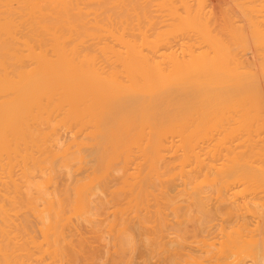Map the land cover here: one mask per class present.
<instances>
[{"label":"bare ground","instance_id":"6f19581e","mask_svg":"<svg viewBox=\"0 0 264 264\" xmlns=\"http://www.w3.org/2000/svg\"><path fill=\"white\" fill-rule=\"evenodd\" d=\"M166 139L179 156L182 178L173 177L193 242H204L198 235L215 215L242 208L259 218L247 248L264 264V0H0V264H33L44 253L77 264L74 246L59 244L73 217L99 215L112 172L104 164L124 156L122 171L134 147L142 161L163 162ZM108 148L119 154L109 153L113 161ZM75 166L84 180L57 192L59 173ZM245 222L220 224L221 240L239 242ZM218 254L215 264H241L235 251Z\"/></svg>","mask_w":264,"mask_h":264},{"label":"rangeland","instance_id":"374dc122","mask_svg":"<svg viewBox=\"0 0 264 264\" xmlns=\"http://www.w3.org/2000/svg\"><path fill=\"white\" fill-rule=\"evenodd\" d=\"M60 132H63V134L65 133L63 131V129L60 130ZM61 134L62 133H60V136H61ZM65 135H67V134H65ZM171 135L172 134L168 135V139L171 138ZM173 135H174V133H173ZM63 136H62V139L64 138ZM169 136H170V138H169ZM65 137H69V135H67ZM173 137L177 140L176 133H175V136H172V138ZM64 140H66V139L64 138L63 140H61L62 143H63ZM170 140L175 141L174 139H170ZM165 141H166L165 145L167 147H165V149L163 151L164 153L163 152L162 153H163V157L166 158L167 161L163 159V162L166 161L169 165L164 162V164H165V166H164L161 159H160V162H157V164H154V162H152L151 160H149L148 162H145L146 159H143L144 161H142V157H141V156H143L142 151H139L137 149L138 153L139 152L142 153L141 156L137 157V155H135V154L133 155V153H135V152H136V154H138L137 150H135V147H134V148H132L134 150V152H132L133 151L132 149H130L128 151V153H129L128 155H129V158H131L130 159L131 161L129 160L130 162H128V160L126 159L127 162H128V163L126 162L128 167H125L127 175H126V172H125V168H123L124 172H125L124 173L123 169L121 171V167L122 166H120L121 164L124 165L123 164L124 162L122 163V161L126 157L124 159H122V160H121V158H123L124 157L123 155H125V154L123 153L122 154L123 157H119L118 156L119 154L118 155H117V153L114 154L113 153L114 151L112 152V150L110 148H108L109 150H108L107 153H108L109 156L106 153V155L108 156V159H110L112 157L109 154L111 152L112 154L118 156V160L113 161L114 159L113 160H111L112 158L110 159L111 161H113L112 164L111 163L109 164L110 166L108 168H110V169H106L107 168L106 164H104L105 165L103 167L104 168L103 169L104 173H105V170L108 171L109 173H110V171H112V172L110 173L111 176H109V178L106 179V176H105V178H104L105 180H103V183L101 184L102 186H104V189L102 190V192L104 194L99 192L101 195H103V196H100V194L98 195L100 198H102V202L99 203V206H98L99 209L97 208L96 212H95L96 214H99V215L98 216L93 215V217H95V221H93L94 219L91 218V220L93 219L92 220L93 223H90V222H87V221L84 222L83 219H82L83 221L80 220L78 222L77 219L75 217H73L71 221L73 222V224H76V225H74L75 228H68L69 231L66 228L67 230H65V236L64 237H68L69 239L65 238V240L61 241L59 245L67 247V249L70 247L68 250H70L74 246L73 248H75V250H77V252L79 253V254L77 253L78 254L77 257L79 259L76 258L77 264H84V263L85 264H101V263H103V264H128V263L129 264H191V263L192 264H202V262H203V264H212V263L215 264L216 263L215 257H216V255L218 253H220V255L218 254V257H220L223 254L222 256H230L231 258H234L235 257L234 251H235V253L240 254V255H238V258L241 259V261H240L241 264H252V263L255 264L253 262V260L255 259V256L253 255L254 254V249H253L254 245L253 246L251 245V247H253V248L250 249V250H249V248H251V247L249 246V248H247V245L248 244L250 245L251 242L253 243L255 238L257 240L259 238L258 232L256 230H254L255 229L254 228L255 221H257L259 218L257 216L252 217L253 215H251L250 212L245 211V209L237 208L238 212H236L235 211L236 210L235 207H234L235 209L234 208H232V209L229 208L230 211L232 210L234 212L231 213L229 216L226 215V216H223L222 218H221V216L216 217V215H215V217H214L215 219L212 218V221H211L209 227L208 228L206 227L205 230H203V232H201V234H203V235H201V234L198 235L201 238L203 237L204 242H201L200 244H197V243L193 242L195 240L194 234L191 231L194 228L192 226L193 224L191 223V221H187L186 220V222H185L186 218L184 217L185 216L184 212L186 214V209L187 208H185V207H187V202H185V201L183 202L181 200L183 198L184 194L182 195L183 191H182V193H180L181 192V187H182L181 186L182 181L180 179L182 177L179 175L181 173V171H180V167L177 164V163H179L178 162L179 156H177L176 153L175 154L172 153V152H175V151H172V149L175 146L174 147L171 146V147H173V148H171L170 147V145H171L170 142H168L167 139ZM168 148L170 150H168ZM90 149L91 148H85V150L83 149V152L85 151L83 154L84 155L86 154V155L89 156V158H87V156H86V160L87 159L90 160V161L87 160V163H88V165H86L87 169H89V165L91 166L93 164L92 162L94 161L93 159L92 160L90 159V158H93V156L89 155V154H91L90 153ZM71 150H73L72 147H71ZM86 150H88V152ZM130 151H131L132 154H130ZM177 153L179 155V152H177ZM176 156L178 158H176ZM167 157L169 159H167ZM173 157L175 159H173ZM58 159L59 160L55 161L57 164H58V162L60 161L61 158H58ZM108 159L106 158L104 163L108 164V162H111V161H108ZM106 161H108V162H106ZM117 163H118V165H117ZM158 163L159 164L162 163L161 166ZM142 164H143L144 167L142 166ZM171 164L173 165V168L175 167L177 169L178 172L175 169L172 168ZM140 165H141V169H140V171H137L138 170L137 168H140V167H138ZM152 165L155 167L156 172L158 174L154 173L155 172L154 169H151V170L149 169L150 171L147 169L148 167H151ZM166 165H168L169 167H168V169L166 168L164 170V168L167 167ZM83 168H85V167H83ZM160 168H162V169H160ZM79 169H81V170H79ZM79 169H77V166H75V169H74V167L71 168L70 173L71 172L72 173L67 175L69 177H67L66 174L63 173V172H61V175L59 173L58 178H57L58 180H56V181H57L58 185L60 184L59 185L60 191H58L59 190V188H58V190L56 189L57 192H63L64 191L63 188H65V185L67 186V184H71L70 182L72 180L74 181V179H75V181H76L77 178L78 179L81 178L82 179L81 181L84 180V177L86 176L87 171L85 169L83 171L82 168H79ZM166 170H168V171H166ZM170 170H172V171L174 170L173 171L174 173L171 172ZM114 171H116L117 173H114ZM148 171L151 172V173H149ZM164 171H165V173H164ZM121 172H123V174ZM136 172H137V174H136ZM138 172H141L143 174L138 173ZM166 172H168V174ZM128 173H130V175ZM144 173H146V174H144ZM134 174L136 176H139V177H135ZM138 174H141V175H138ZM173 174H178V176L181 177V178L180 179L177 178L178 176H174L173 177ZM72 175H74V176H72ZM131 175H132V177H131ZM148 176H149V178H148ZM150 176H151V178H150ZM158 177H159V179H158ZM124 178H125V180H124ZM147 178L149 180H147ZM131 179L132 180L136 179L137 183L131 182L132 181ZM122 180L123 181H128L129 180L128 183L131 182V183H129V186L132 187V188H130L128 186V189H127V185L128 184L126 182H124V184L126 185V186L124 185L125 186L124 187L123 184H122L123 183ZM73 181H72V184H73ZM75 181H74V183H75ZM105 181H107V182H105ZM150 182H152L151 185L149 184ZM106 185H109V187L108 186L106 187ZM179 185L181 187H179ZM119 186L120 187L122 186V188H120V189L117 188ZM129 188H130V190H129ZM129 195H131L134 199L131 197L132 198V200H131ZM166 195H168V196H166ZM171 197H173V198H171ZM174 197H175V199H174ZM184 197H186V196H184ZM172 199H174V200H172ZM121 200H122V203H121ZM168 200L169 201H171V200L175 201V204L177 205L176 208L174 207L175 210L173 209L174 203H172V201L169 202ZM125 201H127V203ZM186 201H187V199H186ZM237 201H242V200L239 199ZM106 202H107V204H105ZM116 202H118L120 205L117 204ZM111 203L113 205H110ZM156 203L160 207V209H159V207H157ZM126 204H129V205H126ZM104 206L105 207L107 206V207L105 208ZM117 206H121V210H123V211H121L119 207L116 208ZM128 206H130V208ZM131 206H133V207H131ZM135 206H137V207H135ZM223 206L222 207L219 206V208L221 207L223 211L228 210L227 207H223ZM127 207H128V209H127ZM183 208H184V210H183ZM219 208H217V209H219ZM115 209H116V211H115ZM219 210H221V209H219ZM262 210L260 209L259 212H261L262 217H263L264 216L263 215L264 211H262ZM101 211H103V212H101ZM134 211L135 212L137 211V212L135 213ZM157 211L159 212V214H158ZM115 212H116L117 215L115 214ZM175 213H176V216H175ZM242 213L244 215L241 216ZM256 215H258V214H256ZM240 216L242 218H240ZM243 216H245L244 218H246V219H243ZM121 217H123V218L121 219ZM99 218L102 219V220H100ZM124 218H126V219H124ZM241 219H243L244 222L246 220V222L244 224L247 225V230L243 231L242 238L244 239L246 236L247 237L244 240L243 239H241V240L239 239L240 240L239 242H237L238 241L237 239H236L237 241L235 240L236 242L235 241H234V243L232 242L234 245L237 246V249H236V247L231 243V241L230 242L229 241L223 242L221 240V238L219 236L220 235V233H219V225L222 224L224 227L227 228V230H228L229 227L230 228L232 227V229H233V227L236 228V229L239 228V227L241 228V225L239 226V224H240L239 222L243 223V221ZM107 220L109 222H107ZM129 220H131V221H129ZM99 221H101V222H99ZM116 221H117V224H116ZM102 222H103V224H101ZM122 222H124V224H126V225H124ZM184 222L185 223L188 222L187 224H185V228H184ZM129 223H131V224H129ZM96 224H97V226H96ZM139 224H141L142 226L139 225ZM123 225H124V228H122ZM127 225H128L129 229L127 228ZM93 226H95V227H93ZM97 227H99V228H97ZM118 227H120L121 229L118 228ZM116 229L117 230L119 229V230L117 231ZM126 229H127V231H126ZM178 229H180V231L181 230L182 231L180 232ZM187 229H189L191 232L189 230H187ZM94 230L96 232H94ZM176 230H177V232H176ZM115 231H117L118 233H116ZM183 231L186 234L187 233L188 234L186 235ZM246 231H247V233H245ZM125 232H127L126 236H128L129 238L125 237ZM138 232L141 233V234L138 235ZM249 233L252 234V235H249ZM37 234L39 235V233H37ZM130 234H132V236ZM178 234L179 235L181 234L182 238H180L181 235L178 237L177 236ZM70 235H72V236H70ZM121 236L124 237L126 240L124 238H121ZM144 236H146L148 243H146V238L144 239ZM183 236H185V237H183ZM249 236H251V237H249ZM199 237H198V240H199ZM81 238H82V240H81ZM184 238H185L186 242H185ZM123 239L125 240V242H124ZM182 239L184 240L185 243H183ZM39 240H41V239H39ZM141 240H142V242H141ZM257 240L254 243H257ZM132 241L134 243H136V244H134ZM87 243H88V245H87ZM44 244H43V247L46 245V244L45 245ZM72 244H74V245H72ZM126 244H128V245H126ZM84 245H85V247L88 246L89 248L87 247V249H85ZM117 245H118V247H117ZM135 245H136V247H135ZM119 246H124V247L119 248ZM76 247H78V248H76ZM119 250H121V251H119ZM174 250H176V252ZM251 250H253L252 254H251V252H252ZM84 251H86V252H84ZM220 251H222V252H220ZM45 254L46 253H44L43 256L39 255L41 257H38V254H36L35 256L33 255V258L37 257L35 259H33V258L31 259L33 261V264H35V263L38 264L39 262H40V264H57L58 260H59L60 264H68V263H66L67 261L65 262V259L60 257V255L59 256L56 255V256H58L57 257L58 259L56 260V259H54L53 255L49 254L50 255L49 256L48 254H46V255ZM252 255H253V257H251ZM96 256H97V258H96ZM37 259H39V261H35L34 262V260H37ZM53 260H55V261H53ZM79 260H80V262H79ZM90 260H92V261H90ZM114 260H116V261H114ZM126 260H128L129 262L128 261L126 262ZM209 260H210V262H209ZM213 261H215V263ZM262 261L264 263V260H262ZM259 262H261V261H259ZM261 264H262V262H261Z\"/></svg>","mask_w":264,"mask_h":264}]
</instances>
